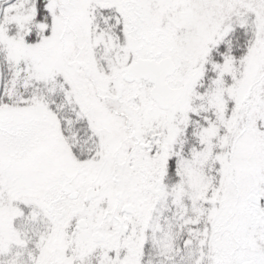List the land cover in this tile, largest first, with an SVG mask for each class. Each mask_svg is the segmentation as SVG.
I'll list each match as a JSON object with an SVG mask.
<instances>
[{
  "label": "snow or ice",
  "instance_id": "snow-or-ice-1",
  "mask_svg": "<svg viewBox=\"0 0 264 264\" xmlns=\"http://www.w3.org/2000/svg\"><path fill=\"white\" fill-rule=\"evenodd\" d=\"M0 264H264V0H0Z\"/></svg>",
  "mask_w": 264,
  "mask_h": 264
}]
</instances>
